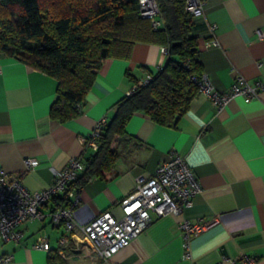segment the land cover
<instances>
[{"label":"crops","instance_id":"1","mask_svg":"<svg viewBox=\"0 0 264 264\" xmlns=\"http://www.w3.org/2000/svg\"><path fill=\"white\" fill-rule=\"evenodd\" d=\"M190 33L197 39L202 71L215 89H229L240 74L250 84H262L258 95L249 101L234 96L218 109L198 93L174 127L133 113L125 131L137 142L114 137L112 146L120 153L114 167L81 187L73 218L83 224L103 210L120 216L119 201L136 178L150 175L171 149L186 157L200 190L179 213L153 217L141 234L108 259L73 255L68 264H216L223 255L242 253L264 264V0H203V12L192 18ZM213 37L216 44L209 42ZM160 47L135 42L128 58H104L80 111L66 121L49 114L56 79L13 56L0 55V167L19 175L28 190L47 187L54 171L81 152L80 137L95 121L108 119L135 81L163 65L166 55ZM26 157L37 164L26 168ZM51 208L52 201L42 204V217L19 225V241H0V255H11L9 264H47V250L33 244L42 232L49 248L58 247L64 226L52 222ZM213 217V225L190 238L189 257H184L179 222Z\"/></svg>","mask_w":264,"mask_h":264},{"label":"trees","instance_id":"2","mask_svg":"<svg viewBox=\"0 0 264 264\" xmlns=\"http://www.w3.org/2000/svg\"><path fill=\"white\" fill-rule=\"evenodd\" d=\"M161 25L140 14L138 0H0V55L13 56L56 79L49 108L53 119L66 121L80 111L97 67L106 57L128 58L135 42L167 48L163 65L151 79L126 93L113 107L97 139V148L84 155L83 169L65 191L53 196L52 208L71 202L68 190L79 192L90 179L103 177L120 153L112 146L136 138L125 131L135 112L156 123L176 126L198 85L191 76L202 72L197 39L190 33L193 16L186 0H155ZM177 118V120H176ZM51 208V209H52ZM47 264H68L57 248H49Z\"/></svg>","mask_w":264,"mask_h":264},{"label":"built area","instance_id":"3","mask_svg":"<svg viewBox=\"0 0 264 264\" xmlns=\"http://www.w3.org/2000/svg\"><path fill=\"white\" fill-rule=\"evenodd\" d=\"M138 6L140 14L150 18L154 27L161 25L155 0H138ZM185 8L193 17L201 15L203 0H186ZM215 27L216 24H210L212 33ZM209 42L216 44V39L213 37ZM160 50L162 54H167L165 46L161 45ZM151 76V73H146L139 83H147ZM191 78L198 85V93L206 95L218 109L226 107L228 101L237 95L244 101L251 100L258 95L262 86L259 81L250 84L244 76L238 74L229 89L220 91L214 88L204 71ZM134 87L135 84L131 89ZM131 89L126 93H130ZM77 107L80 108V105ZM105 122L106 116H101L95 121L89 132L80 137L81 152L71 156L61 169L55 170L50 184L41 190H28L19 175L0 167V241H19L22 235L19 225L25 220L42 217L40 206L65 191L68 183L83 169L84 155L97 148V139ZM24 163L26 168H31L37 164V160L26 157ZM199 190L200 184L186 157L174 149L169 151L168 158L159 162L150 175L136 178L134 187L119 201L121 215L118 217L108 210H103L80 224L72 215V209L78 200V192L68 190L66 195L71 198V202L49 211L52 222L64 226V233L58 239V253L65 258L78 255L108 259L141 234L153 217H160L168 212L179 213L184 206H189ZM216 221L217 218L213 217L199 220L183 218L179 222L184 257H189L190 238ZM33 245L48 250L47 236L39 232ZM10 259V254L0 255V264H9ZM221 262L257 264L256 257L247 253L237 257L223 255L216 264Z\"/></svg>","mask_w":264,"mask_h":264},{"label":"water","instance_id":"4","mask_svg":"<svg viewBox=\"0 0 264 264\" xmlns=\"http://www.w3.org/2000/svg\"><path fill=\"white\" fill-rule=\"evenodd\" d=\"M176 120H177V118H176Z\"/></svg>","mask_w":264,"mask_h":264}]
</instances>
